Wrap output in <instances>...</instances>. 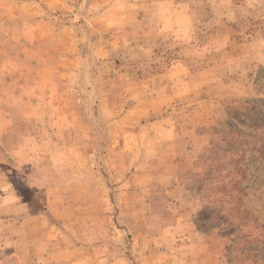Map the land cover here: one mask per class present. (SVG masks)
<instances>
[{
    "label": "rangeland",
    "instance_id": "obj_1",
    "mask_svg": "<svg viewBox=\"0 0 264 264\" xmlns=\"http://www.w3.org/2000/svg\"><path fill=\"white\" fill-rule=\"evenodd\" d=\"M3 116L0 264H264V0H0Z\"/></svg>",
    "mask_w": 264,
    "mask_h": 264
},
{
    "label": "crops",
    "instance_id": "obj_2",
    "mask_svg": "<svg viewBox=\"0 0 264 264\" xmlns=\"http://www.w3.org/2000/svg\"><path fill=\"white\" fill-rule=\"evenodd\" d=\"M172 71V67L170 68V70L168 71V74ZM202 74V72H198L195 74H190L189 76H187L188 78H195V75H200ZM181 78V76H180ZM169 89V87H167V90ZM0 123L4 125L7 124V120L4 118V116L2 118H0ZM0 124V125H1ZM4 186V187H3ZM0 187H1V193H0V215L4 214L3 212V207H7V204H4V202H6L9 198V190L12 188L10 187V184L8 182H0ZM11 192V191H10ZM15 196L12 198L13 202L11 203L12 206H19V198L17 197V199H15ZM23 203V202H22ZM13 207V208H14ZM15 214V211L14 213ZM22 235L23 234H4V239L9 240L8 243H10V245H12L10 247V252L7 251V248H5V253L4 254V258L2 263L4 264H22L23 260H19V258L16 257V254L19 253L20 248L23 249V247H26L28 244V242H24V240L22 239ZM33 237H29V239H32ZM34 239V238H33ZM23 245V246H22ZM34 245V244H33ZM28 246V250L29 253L31 252V254L36 252V247L34 246ZM30 256V255H29Z\"/></svg>",
    "mask_w": 264,
    "mask_h": 264
},
{
    "label": "trees",
    "instance_id": "obj_3",
    "mask_svg": "<svg viewBox=\"0 0 264 264\" xmlns=\"http://www.w3.org/2000/svg\"><path fill=\"white\" fill-rule=\"evenodd\" d=\"M235 136L237 137V136H242V133H240V134H235Z\"/></svg>",
    "mask_w": 264,
    "mask_h": 264
}]
</instances>
